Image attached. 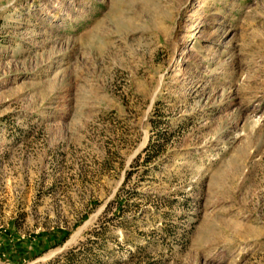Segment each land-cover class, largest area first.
Here are the masks:
<instances>
[{"label":"rangeland","instance_id":"rangeland-1","mask_svg":"<svg viewBox=\"0 0 264 264\" xmlns=\"http://www.w3.org/2000/svg\"><path fill=\"white\" fill-rule=\"evenodd\" d=\"M0 264H264V0H0Z\"/></svg>","mask_w":264,"mask_h":264}]
</instances>
